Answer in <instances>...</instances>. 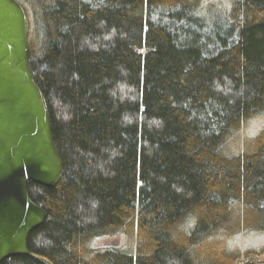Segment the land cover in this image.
Segmentation results:
<instances>
[{"label":"trees","instance_id":"16d2710c","mask_svg":"<svg viewBox=\"0 0 264 264\" xmlns=\"http://www.w3.org/2000/svg\"><path fill=\"white\" fill-rule=\"evenodd\" d=\"M16 1L64 170L1 264H260L264 0Z\"/></svg>","mask_w":264,"mask_h":264},{"label":"water","instance_id":"95a60500","mask_svg":"<svg viewBox=\"0 0 264 264\" xmlns=\"http://www.w3.org/2000/svg\"><path fill=\"white\" fill-rule=\"evenodd\" d=\"M64 170L46 98L30 66L27 14L0 0V264L30 255L28 240L47 218L29 182L54 187Z\"/></svg>","mask_w":264,"mask_h":264},{"label":"rangeland","instance_id":"374dc122","mask_svg":"<svg viewBox=\"0 0 264 264\" xmlns=\"http://www.w3.org/2000/svg\"><path fill=\"white\" fill-rule=\"evenodd\" d=\"M263 123H264V120H263ZM120 239H114V240H112V239H104V240H101V244H107V243H111V242H113V243H120ZM258 260V262L260 263V264H264V259H257Z\"/></svg>","mask_w":264,"mask_h":264}]
</instances>
